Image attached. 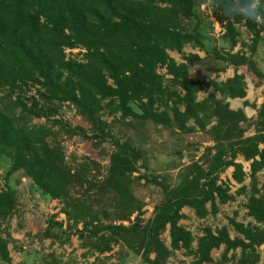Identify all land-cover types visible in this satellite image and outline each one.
<instances>
[{
  "label": "trees",
  "instance_id": "obj_1",
  "mask_svg": "<svg viewBox=\"0 0 264 264\" xmlns=\"http://www.w3.org/2000/svg\"><path fill=\"white\" fill-rule=\"evenodd\" d=\"M205 1L0 0V159L9 161L0 188L3 263L11 264L5 225L17 210L16 192L6 183V177L21 170L42 195L60 202L65 221L71 222L64 229L80 224L75 229L76 237L89 254H102L118 245L138 256L140 264H166L177 250L191 255V264H258L257 248L264 244V179L259 183L256 172L264 168V101L258 107L242 101L256 110L251 121L255 132L243 136L240 122L247 118L241 108L231 110L224 100L244 96V74L251 76L255 86L264 83V71L251 57L260 32L264 37V25L254 28V21L245 17L249 9L257 12L250 8L253 0H209L213 19L222 23V39L228 49H211L206 55L211 62L221 64L215 71L230 65L234 72L224 81H208L221 95L218 99L210 93L196 100L203 86L200 80L178 95L183 106L180 131L197 130L203 137L199 143L211 144L203 147L198 160L190 159L179 170L175 183L169 184L163 177L134 175L144 166L142 162L137 165L139 150L129 139L115 138L110 124L100 118L105 112L117 114L120 120L171 125L168 101L176 88H184L188 67L176 63L167 50L180 51L185 45L204 50L206 23L198 8ZM240 20L251 33L250 55L240 50L231 52L237 42L234 23ZM71 48L83 49L77 53L79 59L66 55L64 50ZM186 58L189 61L197 56L188 54ZM158 68L169 77L165 79ZM238 68L242 74L235 72ZM29 86L34 91L25 96ZM63 103L88 124V131L53 118ZM39 118L64 127L66 135L81 133L99 155L106 152H98L102 143L112 144L104 153L103 171L89 157L77 162L71 159L74 164L68 165L53 125L31 123ZM189 118L197 129L186 125ZM258 144L263 145L258 148ZM177 155L181 156L180 150ZM237 156L249 161L248 172L235 161ZM229 166L232 180L240 184L234 194L246 195L243 208L251 221L243 224L228 217L226 225L214 230L202 227L200 236L194 239L178 223L184 217L181 208H189L202 219L214 216L218 205L232 201L234 195L228 192L227 184L218 180ZM246 175L248 182L244 184ZM141 179L159 190L151 215L144 221V203L134 194ZM51 225L61 230V222L50 220L41 238L59 237L58 232L51 231ZM228 227L235 236L228 235ZM164 231L168 245L160 239ZM220 246L219 257L213 260L210 253Z\"/></svg>",
  "mask_w": 264,
  "mask_h": 264
},
{
  "label": "rangeland",
  "instance_id": "obj_2",
  "mask_svg": "<svg viewBox=\"0 0 264 264\" xmlns=\"http://www.w3.org/2000/svg\"><path fill=\"white\" fill-rule=\"evenodd\" d=\"M250 8L256 9L259 13L255 17L253 27L257 28L260 27L261 24L264 25V0H253ZM198 10L203 23H206L203 27L204 50H199L188 45L182 47L180 51L167 50L168 56L176 63H186L188 67V77L184 84V88H176L174 94H172L168 101L169 109L167 112H169L171 125L168 127L161 124L155 125L151 122L142 124L132 120H120L117 118V114L109 115L105 112H101L100 118L107 124H110V133L120 141L129 139L134 147L139 150L140 159L137 160V165L142 162L144 166L143 168L139 167L134 175L144 174L148 179H150L151 176L163 177L169 184H173L176 181L179 170L188 164L190 159L193 161L198 160L203 147L211 144L210 141H202L199 143L203 137L197 130L184 132L180 131L178 128L179 119L183 110V106L178 102V95H181L186 87L200 80L203 86L197 91L196 100L204 99L210 93L218 99L221 95L217 91L212 90L208 81L210 79L214 81H224L230 74L231 69V66L228 65L223 71L214 70L221 64H217V60L214 62V59V63L211 62L212 59L210 55H206V51H210L211 49H216L219 52L227 51L228 43L222 39V23L216 22L212 17L211 9L209 8V0L200 3ZM234 26L236 28L237 42L231 52L240 50L243 51L245 55H250L249 45L251 43V33L249 29L245 26L244 20L235 22ZM259 35H261V38L256 43L251 57L256 66L264 71V37L261 32ZM82 51V48L64 50L68 57H74L76 59L80 58V55L77 53ZM188 54H195L197 59H189V61H186L188 59L186 58ZM241 71V69L235 70L236 73H241ZM157 72L163 74L165 79L169 77L165 74L163 68H158ZM244 82L246 88L250 87L249 82L255 84L251 76L245 74ZM255 87L254 85L252 93H247L245 89V96H243V99L257 104L262 100L263 93L261 90L256 91ZM33 91L34 88L29 86L24 94L26 96L33 93ZM226 99L227 98L224 100ZM160 109L161 108H159V110ZM247 113V115L253 117L254 114L256 115V110L255 113L251 110ZM53 118L59 119L60 124L66 123L71 127L79 125L88 131V124L75 114L71 106L65 103L61 104ZM252 120V118H247L246 122H240V126L246 130L249 126L253 125L251 123ZM31 123L53 125L54 131L57 132L56 139L61 146L64 161L68 165L71 166L74 164L71 159L77 162L83 159V157H89L93 158L99 165L100 172L105 168V154L112 148V144L109 142L102 143V149H99L98 152L103 151V149L106 152H104L105 154L101 152L99 155L97 154V150L90 147L89 140L84 139L82 134L77 131H73L72 135H66L63 132L64 127L53 124L43 118L32 119ZM186 125L195 127L192 118L186 121ZM207 127L208 126H206V128ZM195 129L197 128L195 127ZM178 150L181 151L180 157L177 155ZM8 167L9 161L5 158L0 159V188L3 187L5 180L3 176ZM230 169V167L225 168V170L219 174L218 180L227 184L229 188L228 192L234 195V199L218 205V212H216L214 216L198 219L192 214L189 208H181L184 217H182L178 223L189 230L194 239L200 236L202 227L206 226L214 230L222 225H226V219L228 217H233L234 220L242 222L243 224L251 221V219L245 215V210L243 208L246 195L234 194V190L238 185L228 178ZM6 179V183L15 189L17 198V210L12 213L11 218L5 225L9 234L6 248L11 259V264H52L53 262H56L55 264H140L138 256L131 252H125L124 247L118 245H112L108 252L102 254H89L88 250H86V246H83L76 237L75 229L80 228V224H75V226L71 227L68 231L64 229L66 225H70L71 222L65 221L64 214L61 213L60 210V202L51 200L42 195L33 184H31L30 180L25 177L21 170L10 172ZM140 183L141 184L135 189L134 194L141 198L144 203L141 208L143 211L141 218L144 221L151 215L153 205L158 200L159 190L155 185H152L150 181L141 179ZM50 220L61 222L62 224L61 230L59 231L57 227L51 225V231L58 232L57 234L59 237L57 239L40 237L41 232ZM123 223L126 224V222ZM2 226H4V224ZM36 233H38L37 236H35ZM228 235L233 237L236 234L228 227ZM160 239L165 245H168L166 231L160 235ZM194 247L195 241L192 242V248ZM221 250L222 246L216 250H212L210 253L211 258L216 260ZM257 251L259 254L257 263L261 264L262 260H264V244L258 246ZM235 253L236 255L238 254V248L235 249ZM192 259L191 255H184L182 250H177L173 251L171 256L167 259L166 264H191ZM0 264L6 263L0 260Z\"/></svg>",
  "mask_w": 264,
  "mask_h": 264
},
{
  "label": "crops",
  "instance_id": "obj_3",
  "mask_svg": "<svg viewBox=\"0 0 264 264\" xmlns=\"http://www.w3.org/2000/svg\"><path fill=\"white\" fill-rule=\"evenodd\" d=\"M226 69H227V68H226ZM237 70H239V69H237ZM232 71H233V68H232V66H231L230 74L228 75L227 78H229V77H231V76L233 75V72H232ZM236 72H237V71H236ZM249 84H250V87H247V88L245 87V88H244V92H245V89H246L247 93H252V92H253L252 88L254 87V85H253L251 82H249ZM255 89H256V91H257V90H258V91L261 90L262 93H263L262 100H261L259 103L255 104L254 102H250V101H247L246 99H243V97H242V98H238V97H235V98H227L225 101H226L227 104H228V108L231 109V110H236V109H238V108H241L242 111H243V113H244V115H245L247 118H252V119L254 120L256 115L254 114V116L251 117V115H247V114H248L247 112H249V110H251V111H253V112L255 113V110H254L253 108L249 107L248 105H243V104H242V101H247L249 104L254 103V104H255V107H258V105H259L261 102L264 101V83H262V84H261V83L258 84V85L255 87ZM244 96H245V95H244ZM251 125H252V124H251ZM254 132H255V130H254L253 125H252V126H249L246 130H244V132H243V136H250V135L254 134ZM260 132L262 133L263 130H261ZM262 145H263V144H258V148H261ZM235 161L238 162V163H240V164L242 165V170H243V171L248 172L249 161H244V160L242 159L241 156H237L236 159H235ZM229 167H230V166H229ZM230 168H231V169H230V173H229V175H228V178H230V179L232 180V178H231V176H230L231 171H232V167H230ZM256 177H257V180H258L259 183L264 179V168H262V169H260L259 171L256 172ZM232 181H233L235 184H237L238 186L240 185V184L236 183L234 180H232ZM247 182H248V176L246 175L242 183L247 184ZM258 185H259V184H258ZM244 210H245V209H244Z\"/></svg>",
  "mask_w": 264,
  "mask_h": 264
},
{
  "label": "clouds",
  "instance_id": "obj_4",
  "mask_svg": "<svg viewBox=\"0 0 264 264\" xmlns=\"http://www.w3.org/2000/svg\"><path fill=\"white\" fill-rule=\"evenodd\" d=\"M258 14H259L258 12H254L253 10L249 9V11L245 13V17L246 19L255 21V16Z\"/></svg>",
  "mask_w": 264,
  "mask_h": 264
}]
</instances>
